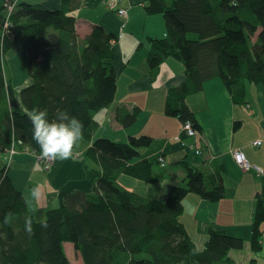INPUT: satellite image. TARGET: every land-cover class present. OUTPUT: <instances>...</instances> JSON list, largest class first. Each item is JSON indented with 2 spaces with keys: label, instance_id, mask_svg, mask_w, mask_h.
<instances>
[{
  "label": "trees",
  "instance_id": "1",
  "mask_svg": "<svg viewBox=\"0 0 264 264\" xmlns=\"http://www.w3.org/2000/svg\"><path fill=\"white\" fill-rule=\"evenodd\" d=\"M6 12L2 6L0 156L19 152L39 156L25 109H46L49 120L58 111L67 112L83 124L79 142L89 143L96 128L92 114L109 106L116 93L114 37L95 25L79 42L66 6L50 11L39 4L19 3L9 16ZM145 13L162 15L166 26L163 39L149 40L148 68L154 71L168 58L184 68L182 83L167 91V117L198 129L185 98L212 79H220L239 105L246 104V83L264 87V0H148ZM15 26L28 42L25 66L30 80L18 93L5 82L1 70L6 53L18 42ZM52 32L55 41L50 38ZM188 34H196L197 39H188ZM137 114L134 110L127 115L123 126L130 127ZM239 127L240 122H235L233 130ZM152 144L148 136L129 137L126 143L94 140L83 155L84 161L93 164L84 166L91 191L58 194L57 206L39 209L46 227L30 211L4 164L0 169V264H70L64 243L72 245L83 264H230L228 253L242 249V238L209 228L204 247L198 250L179 220L188 194L210 203L221 201V181L207 188L203 175L188 169L182 185H173L153 199L120 183L123 176L144 184L156 182L152 168H163L165 161L156 157L132 163L139 158V150ZM262 185L250 225V247L255 253L264 243L260 228L264 225V174ZM27 217L32 220L31 233L24 228Z\"/></svg>",
  "mask_w": 264,
  "mask_h": 264
},
{
  "label": "crops",
  "instance_id": "2",
  "mask_svg": "<svg viewBox=\"0 0 264 264\" xmlns=\"http://www.w3.org/2000/svg\"><path fill=\"white\" fill-rule=\"evenodd\" d=\"M109 1L14 0L15 5L39 4L50 11L66 6L67 16L75 21L79 42L84 40L95 25L101 26L115 39L118 37L111 44L117 81L113 102L92 114L96 128L91 141L79 142L74 148L72 159L54 161L50 170L44 171L31 153L4 154L0 156V169L4 164L7 165L15 188L23 193L28 204L32 203V208H29L35 209V218H42L43 210L39 209L57 206L58 194L91 191L84 166L91 168L93 164L84 161L83 155L97 137L117 143H126L129 137H151L152 146L139 150V158L132 163L162 156L164 167L152 168V177L156 182L144 184L131 178H127L128 181L123 176L121 178L125 179L124 183H120L130 191L153 199L155 197L152 196L160 198L173 185H182L188 169L201 173L207 188L211 189L221 181L224 198L217 203H210L193 194L184 198L180 223L198 250L204 247L208 229L215 228L243 239L241 250L228 253L230 264H250L252 260L255 264H264V243L257 253L250 248L255 197L263 188L264 87L246 83V104L239 105L234 103L219 79L206 81L200 92L185 98L187 107L199 124L198 129L193 128L195 134L188 137L177 118L164 114L168 89L184 80L183 65L176 59L168 58L151 71L146 62L149 40H160L166 35L162 15L145 13L148 0H118L113 10L108 8ZM2 6L3 0H0V9ZM117 9L124 10L125 16L117 15ZM15 34L22 52L18 60L16 54L11 53L13 51L9 52L17 61L10 62L11 75L16 76L18 64L22 68L15 79L18 85L27 86L30 80L24 62L27 56L23 50L27 48L28 42L19 28L15 29ZM50 38L55 41L56 34L52 32ZM134 110H138L136 121L125 128L124 118ZM235 122H240L237 130H233ZM256 140L262 142L260 147L251 146ZM235 150L245 155L253 169L244 170L235 165L232 158ZM136 188L141 191L137 192ZM33 190L36 193L34 198L31 195ZM260 228L264 232L263 224Z\"/></svg>",
  "mask_w": 264,
  "mask_h": 264
},
{
  "label": "clouds",
  "instance_id": "3",
  "mask_svg": "<svg viewBox=\"0 0 264 264\" xmlns=\"http://www.w3.org/2000/svg\"><path fill=\"white\" fill-rule=\"evenodd\" d=\"M25 114L32 126V139L39 146V157L51 161H65L74 157V148L83 138V124L67 112L58 111L55 119L49 120L46 109H25ZM34 198L35 190L31 193ZM28 203V201H26ZM34 212L35 209H30ZM11 216V213L8 214ZM46 227V220L41 221ZM25 231L31 233L32 220L27 217Z\"/></svg>",
  "mask_w": 264,
  "mask_h": 264
},
{
  "label": "rangeland",
  "instance_id": "4",
  "mask_svg": "<svg viewBox=\"0 0 264 264\" xmlns=\"http://www.w3.org/2000/svg\"><path fill=\"white\" fill-rule=\"evenodd\" d=\"M18 29V27H16L15 26V29ZM14 29V28H13ZM14 32H15V30H14ZM187 38L188 39H191V40H196L197 39V35L196 34H188L187 35ZM21 47H20V41H19V43H17V45H16V47H14V48H12L11 49V51H13V52H11V53H14V54H16V60H18V58L21 56V49H20ZM9 52L10 51H8L7 53H6V55H5V57H4V60H5V67H3V68H1V70L3 71V77H4V80H5V82H10V83H12L13 82V84H12V86H13V89H14V91L16 92V93H18L19 92V90L21 89V88H23L24 87V85H26V84H20V85H18V81H16V79H17V76L19 75V72H20V69L22 68V67H20L18 64H17V66L19 67V70L17 71V73H16V76L14 77V76H12L13 75V73H12V71L10 70V62H13V63H16L17 61L14 59V57L12 56V55H10L9 54ZM23 52L24 53H26V49H24L23 50ZM19 62H21V60L19 59ZM24 62H26V60L24 61ZM11 71V72H10ZM12 74V75H11ZM12 77H13V81H12ZM16 78V79H15ZM220 80V79H219ZM96 139H99L98 137L96 138ZM95 139V140H96ZM94 141V140H93ZM236 151V150H235ZM233 153H234V151L232 152V158H233ZM14 154V153H13ZM12 155V154H11ZM159 157H161L162 158V156H159ZM35 159H36V163H38L37 161H38V155L37 156H35ZM234 160V159H233ZM53 162L54 161H52V163H50V166H49V168H47V169H43L44 171H49L50 170V167H51V165L53 164ZM234 163H235V161H234ZM39 164V163H38ZM235 165H236V163H235ZM237 166V165H236ZM240 168V167H239ZM157 171H160L159 169H156ZM123 180H125V179H120V182L121 183H124V181ZM126 180H128L127 178H126ZM142 185V184H141ZM137 192H140L141 191V189L140 188H136L135 189ZM29 206L32 208V203L31 202H29ZM49 208L50 207H52V206H48ZM38 208V207H37ZM37 211H38V209H37ZM39 215V214H38ZM44 218V216H42V218H39L38 216H36V219L37 220H42ZM260 243H261V241H260ZM64 252H65V255H66V257L68 258V260H69V262H70V264H83L82 263V261H81V256L78 254V253H76L75 251H73V248H72V245L70 244V243H64ZM243 248V247H242ZM251 248V247H250Z\"/></svg>",
  "mask_w": 264,
  "mask_h": 264
},
{
  "label": "built area",
  "instance_id": "5",
  "mask_svg": "<svg viewBox=\"0 0 264 264\" xmlns=\"http://www.w3.org/2000/svg\"><path fill=\"white\" fill-rule=\"evenodd\" d=\"M12 0H3V6L6 8V15L9 16V14L12 12V10L14 9V0L13 2H11ZM118 1V0H111L109 1L108 3H110L111 5H109V9L110 10H113L114 9V6L112 5H115V2ZM115 13L119 16H122L124 17L126 12L122 9H117L115 10ZM112 44H114V42H112ZM182 130L186 133V135L188 137H192L194 134H195V130L193 129L192 125L189 123V122H185L182 124ZM262 145V142L260 140H256V141H253L251 143V146L252 147H260ZM199 152V151H198ZM13 154V153H12ZM233 159L236 163V165L238 167H240L241 169H244V170H249V169H253L252 167H250V165L247 163L246 161V158H245V155L241 152V151H234L233 153ZM158 161L159 162H163L164 160L161 158V157H158ZM39 164L43 165L44 166V169H47L49 168L50 166V163H52L51 160H46V159H41L39 156H38V161H37Z\"/></svg>",
  "mask_w": 264,
  "mask_h": 264
},
{
  "label": "bare ground",
  "instance_id": "6",
  "mask_svg": "<svg viewBox=\"0 0 264 264\" xmlns=\"http://www.w3.org/2000/svg\"><path fill=\"white\" fill-rule=\"evenodd\" d=\"M108 5H111V4H110V3H108ZM112 6H114V5H112ZM118 39H119L118 37H117V39H115V38H114V39L112 40V42H114V43H115V42H116Z\"/></svg>",
  "mask_w": 264,
  "mask_h": 264
}]
</instances>
